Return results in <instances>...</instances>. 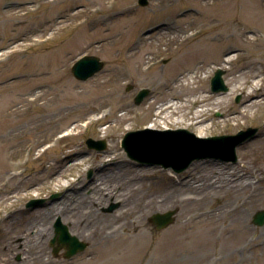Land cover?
<instances>
[{
    "label": "rangeland",
    "instance_id": "obj_1",
    "mask_svg": "<svg viewBox=\"0 0 264 264\" xmlns=\"http://www.w3.org/2000/svg\"><path fill=\"white\" fill-rule=\"evenodd\" d=\"M253 51L264 54V0H149L145 7L137 0H0V264H264V225L252 222L254 213L264 210V106L243 112L247 98L238 89L259 76L264 91V60L251 56ZM83 55L96 56L104 65L89 79L78 80L70 69ZM216 69L224 71L227 91L211 92ZM141 89L149 94L135 104ZM179 91L181 101L175 102L188 101L181 108L185 123L194 111L209 109L208 129L199 138L256 129L236 146L235 162L206 156L177 173L127 156L121 146L124 135L162 121L156 107ZM199 96L205 101L190 105ZM165 120L174 121V115ZM179 129L196 136L191 126ZM172 137L147 133L136 146L171 145L166 138ZM88 139L103 140L106 148L91 149ZM193 145L194 154L207 152L205 143ZM112 153L117 158L108 161ZM146 157L155 161L159 156ZM198 162H208L204 168L210 178L218 169L248 171L255 184L247 191L224 189L219 201L206 198L197 205L176 203L149 212L140 222L148 240L138 258L127 259L122 246L129 242L122 239L138 229H114L130 206L121 196L132 179L129 167L151 170L137 175L144 193L137 204L155 196L167 198V205L189 194L185 184L203 172ZM73 182L77 194L66 191ZM96 186L112 195L98 197ZM78 196L79 211H97L92 224L85 218L76 224L72 218L48 216L52 209L67 212ZM236 197L240 211L223 214L225 200ZM88 198L89 205L84 203ZM42 199L39 206H27ZM111 205L116 207L107 211ZM168 211L174 213L173 222L157 229L150 217ZM38 214L46 215L42 224ZM186 218V231L193 234L186 240L195 245L157 247L158 235ZM57 220L88 244L83 252L65 258L60 249L54 255ZM243 225L250 227L248 233L239 229ZM44 226L50 231L39 246L44 261H31L20 233ZM10 242L18 244L16 250L8 247ZM171 251L180 253L170 256Z\"/></svg>",
    "mask_w": 264,
    "mask_h": 264
},
{
    "label": "bare ground",
    "instance_id": "obj_2",
    "mask_svg": "<svg viewBox=\"0 0 264 264\" xmlns=\"http://www.w3.org/2000/svg\"><path fill=\"white\" fill-rule=\"evenodd\" d=\"M219 36L222 37L223 36L222 33H219ZM7 51L10 52L9 49ZM251 56L257 59L264 60V54H260L258 51H253L251 53ZM259 79H260L259 76H254V78H252L250 84L246 88H243L242 84L238 86L239 90L241 91L244 90L245 97L247 98V101L245 102V105L243 106V109H242L243 112H248L250 108L257 106V105L264 106V91H262V89L258 86ZM180 92L181 91L177 93H172L167 101H165L163 104L158 105L156 107L155 116L156 118L162 121H157V122L149 121L146 124V128L173 130V128L179 129V127L182 124H185L187 127L191 126L193 127V129L195 128L194 132L196 136L203 137L205 135L206 130L208 129V125H206V123L209 120L208 119L209 109H201V110L194 111L191 114V116H188V120L186 121L187 123H185L187 113H182L181 108L183 107V105H186L188 101L182 100L183 103L180 102L179 104L175 102V100L181 101L179 98ZM204 101H205V96L203 97L199 96L196 99L191 100L190 105H194L195 103H202ZM172 115H174V121L166 122L167 120L165 119ZM116 158H117V154L112 153L110 154V159L108 161H115ZM103 161L105 160L103 159ZM205 163H208V162H198L196 164V167H202L203 172L201 173L199 172L191 176L188 182L185 184V187L187 188L189 194L180 196V197L177 196L178 198L176 200L172 199L169 203H167V205H165V202L168 200L167 198L162 199L160 197H155V196L149 197V199L145 200L144 203L137 204V202L138 201L141 202L143 198V195H141L140 193V192L143 193V191L140 190L143 184H142V181L141 182L139 181L140 178H137L138 177L137 175L145 176L147 171H151V170L149 169L144 170L142 168H137L136 166L139 167V165L129 167L132 169V179L131 181H129L128 189L125 190V192H123L121 196L124 197L123 201L124 202L127 201V203H129L130 206L125 212V217L121 220L120 224L114 229L115 231H118L120 229L128 230L130 226L131 228L138 229V233L136 235L131 236V238H129L130 236H128L126 239H122V243L125 240L129 242L126 246H122V251L125 253V257H127V259L138 258L140 256V252L143 246L146 244V241L148 240L147 232L145 231V229H142L143 227L141 226L140 222L146 217V215L149 212L158 210V209L162 210L163 208H165L164 206H168V205L176 206V203L179 204V206H186V207L190 205H197L205 201L206 198L208 200L216 199V201H219L218 196L223 198L225 194L224 189H226V191H229L232 189L238 190V191L240 190L247 191L248 189L253 188L252 186L255 184V182H252V179H255V176L251 172H248V171H244L242 173H236L235 170L234 171L232 170L223 171L221 169H218L217 171L214 170L216 172H214L215 174H213V176L210 178L208 174L209 172L205 171L204 167L208 166V164H205ZM105 165L107 164L106 163L103 164V166ZM125 168L129 170L127 166H125ZM224 172H227L228 174ZM96 183L97 181H94V184ZM71 187H75V189H77L76 182L68 184L66 191L70 190V192L73 191L77 194V190L74 191L73 188ZM221 187H222V192L219 193ZM95 189L98 190L96 192L98 197H100L101 195L103 196L104 193L109 194V196L112 195L111 192L108 191V189H105L99 186H96L94 190ZM218 189L219 191H217ZM169 191L170 190H166V193H169ZM121 196L119 197L121 198ZM239 198L236 197L235 199L231 198L229 200H225L226 203L223 204L224 211H222V213L224 214L225 212L226 213L229 211L234 212L237 210L240 211V206L237 203V202H240ZM95 199H94V203H97ZM88 200L89 198L86 199L84 203L85 204L88 203L89 205ZM71 208L73 209L71 210ZM189 210L190 209H187L186 211H189ZM67 212H68V215H66ZM67 212L61 211V209L57 208V209L50 210L49 213L47 214L48 216L49 214H52L51 215L52 217L62 216L64 218L66 217V219L72 218L76 220V224L77 223L79 224V218L81 219L85 218L83 220L84 222L88 224L90 223L92 224L98 216L96 210L88 211V212L83 211V210L79 211V196H78V200H75L74 197L72 198V203L68 205ZM69 213L72 214V216ZM118 213L115 216H117ZM73 214H76V216L74 217ZM133 214L135 217L129 218ZM200 214L202 216L205 215L202 212H200ZM120 215L121 213L119 214V216ZM37 218H39V220H37L38 224H42L41 222L45 220L46 215L38 214ZM187 220L188 219L186 218L182 221L181 225L174 226L170 228L168 231L159 234L157 237V244H158L157 247L162 248L164 250L165 246H169V247L181 246V245L194 246L195 245L194 241L193 243H191L186 240L189 237H193V234L191 232L186 231V229L188 230L189 228L187 224L185 223ZM97 226L101 227L100 224H98ZM248 228L250 227L245 226V225L239 227L240 230H245L247 233H248L247 231ZM20 234H24L22 245L26 248L28 255H29V259L31 261H36V262L42 261L43 260L42 259L43 248L39 246H42L43 241L46 240V238L50 236V231L47 228V226H44L43 228L36 227V229L29 228V229L24 230V232L23 233L21 232ZM195 234L199 236L198 233H195ZM17 245L18 244L16 243L10 242L8 247L9 248L12 247L14 248V250H16ZM179 253H180L179 251L178 252L171 251L169 255L174 256V255H178ZM106 256H109V254ZM45 262H47V260Z\"/></svg>",
    "mask_w": 264,
    "mask_h": 264
},
{
    "label": "water",
    "instance_id": "obj_3",
    "mask_svg": "<svg viewBox=\"0 0 264 264\" xmlns=\"http://www.w3.org/2000/svg\"><path fill=\"white\" fill-rule=\"evenodd\" d=\"M139 6L145 7L149 4V0H137ZM104 63L96 56H84L78 59L71 67V72L73 76L78 80H87L92 77L95 73L100 71ZM224 71L217 69L211 78L210 85L211 91L224 92L228 90L223 80ZM149 94L148 89H141L134 98L135 104H140L141 101ZM239 100V97L236 99ZM147 133L158 134L161 136L170 134L173 136L170 143L167 144H157L149 146L146 149H140L136 144L142 142V136ZM256 133V129L248 128L244 131H239L235 135H222L209 138H198L192 133L184 129L178 130H168V131H154L150 129H144L139 131L128 132L124 135L121 141V146L127 153V156L133 160L139 162H147L149 164H159L164 168H172L175 172L179 173L184 171L189 167L191 162L195 159L203 158L206 156H216L220 157L226 162H235L236 153L235 148L239 144L251 139ZM178 143H177V141ZM194 141H200L205 143L204 149L207 150L204 154H194V149L196 146L193 145ZM177 143V144H176ZM86 144L91 149L103 150L106 148V143L103 140L95 141L88 139ZM149 149V150H148ZM149 156H159L156 157L158 160L151 161L146 157ZM149 160V161H148ZM52 198H55L53 196ZM44 202L31 201L27 204L28 207L39 206ZM115 205H111L107 211H111L115 208ZM173 212L168 211L163 214H155L150 217V221L153 222L157 229L167 227L173 222ZM252 222L254 225L262 226L264 225V210L256 211L253 215ZM55 237L51 241V244L57 243L54 247V255L60 249H64V257L69 258L72 255L82 252L88 246L87 243L79 241L76 237L71 236L67 230V227L62 225L57 221L54 225Z\"/></svg>",
    "mask_w": 264,
    "mask_h": 264
}]
</instances>
